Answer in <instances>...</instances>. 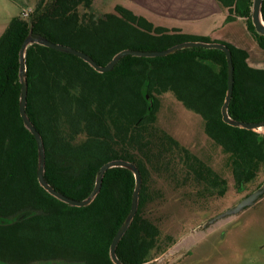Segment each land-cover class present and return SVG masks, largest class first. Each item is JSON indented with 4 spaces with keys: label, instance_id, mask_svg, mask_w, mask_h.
Wrapping results in <instances>:
<instances>
[{
    "label": "trees",
    "instance_id": "obj_1",
    "mask_svg": "<svg viewBox=\"0 0 264 264\" xmlns=\"http://www.w3.org/2000/svg\"><path fill=\"white\" fill-rule=\"evenodd\" d=\"M217 1L227 9V21H246L264 51V36L252 23L254 0ZM94 3L40 0L29 18H13L0 36V264H113L110 247L131 211L135 189L134 175L114 168L92 204L78 208L40 186L37 142L19 108V55L28 35L81 51L103 67L126 49L164 51L185 42H217L157 27L123 6L98 17ZM223 44L234 65L229 116L264 122V69L249 65L247 51ZM25 60L26 112L43 139L45 179L56 191L87 199L100 168L114 160L131 162L141 172L139 209L116 249L123 264H158L154 261L176 243L163 225L168 193L185 203L230 191L245 198L261 188L264 134L222 120L228 90L224 52L193 48L162 58L128 56L103 74L76 56L37 44L27 49ZM165 97L198 116L202 149L184 146L160 128Z\"/></svg>",
    "mask_w": 264,
    "mask_h": 264
},
{
    "label": "rangeland",
    "instance_id": "obj_2",
    "mask_svg": "<svg viewBox=\"0 0 264 264\" xmlns=\"http://www.w3.org/2000/svg\"><path fill=\"white\" fill-rule=\"evenodd\" d=\"M39 1L0 0V19L6 25L12 17L18 16L21 10L22 13L30 8L34 10ZM171 5L177 6L176 9L180 11L190 13L197 4L193 0H95L92 12L101 17L114 13L116 6H123L155 24L156 17L158 23L170 21V9L167 8ZM178 10H175L174 18L180 15ZM159 17H162V20ZM174 18L171 17V20ZM237 19L241 18L226 22L231 23ZM242 22L245 24V20ZM193 23L191 28L199 26L194 20ZM212 29L213 26L210 27L209 24L203 26L204 32ZM260 54V57L252 56L251 61L256 63L260 61L264 67V52ZM196 119H199L198 116L188 112L171 97L162 99L159 113L160 128L178 139L182 145L198 150V147L202 149L201 143L205 139L197 129ZM262 133L264 134V131ZM209 156L217 159L219 155ZM219 172L224 173V169H219ZM263 185L264 178L260 186ZM167 197L169 206L161 211L165 220L163 225L166 234L172 236L176 243L157 259L158 264H264V197L254 207L206 229L202 227L212 218L238 204L243 196L230 191L224 197L185 203L175 194L168 193Z\"/></svg>",
    "mask_w": 264,
    "mask_h": 264
},
{
    "label": "water",
    "instance_id": "obj_3",
    "mask_svg": "<svg viewBox=\"0 0 264 264\" xmlns=\"http://www.w3.org/2000/svg\"><path fill=\"white\" fill-rule=\"evenodd\" d=\"M264 0H254L253 8H252V23L256 30V32L262 36H264V20L262 16V5ZM41 45L55 51L71 54L82 59L84 62L89 64L96 72L98 73H108L111 72L125 57H138V58H162L166 56L173 55L179 51L193 49V48H203L208 50H220L226 54L227 62H228V90L226 94V98L224 104L221 108L222 120L225 124L239 129H245L249 131H255L257 133L263 134L264 131V122L261 123H245L241 121H237L232 119L229 116V105L232 100L233 90H234V65H233V58L230 49L223 43H206V42H185L182 44H178L172 48H169L164 51H138V50H130L126 49L119 52L117 55L113 57V59L107 64V66H100L98 65L90 56L87 54L78 51L76 49L70 48L68 46H64L61 44H55L49 41L42 35L30 33L28 37L25 39L22 48L20 50V69H19V77L20 83L22 85L21 88V96L19 102L20 108V115L24 122L25 128L30 131V133L34 136L37 147H38V181L40 186L48 192L51 196L55 197L59 201L68 204L72 207H87L95 200L97 195L100 193L103 179L107 171L114 169V168H123L129 170L135 178V189L132 196V207L129 215L127 216L126 220L124 221L123 225L117 232L115 238L110 247V258L113 264H123L119 258L117 257L116 249L119 242L122 240L128 229L130 228L137 212L139 209V200H140V192L143 185V179L139 168L128 161L125 160H114L108 162L104 166L100 168L97 173L96 177V184L94 187L93 192L90 196L83 200V201H76L71 198L66 197L65 195L61 194L60 192L56 191L45 179V165H46V152L43 139L36 129L34 124L29 119L26 107H27V98H28V81H27V69H26V51L32 45ZM264 197V185L250 194L249 196L243 198L238 204L231 207L230 209L226 210L225 212L219 214L218 216L212 218L207 224H205L202 228L206 229L211 225L216 224L219 221L225 220L230 217L237 216L247 209L254 207L262 198ZM155 260L154 262H157Z\"/></svg>",
    "mask_w": 264,
    "mask_h": 264
},
{
    "label": "crops",
    "instance_id": "obj_4",
    "mask_svg": "<svg viewBox=\"0 0 264 264\" xmlns=\"http://www.w3.org/2000/svg\"><path fill=\"white\" fill-rule=\"evenodd\" d=\"M193 2L197 5L191 11L192 13L180 11L176 9L177 6L172 7L171 5L170 8H167L170 9V21L165 20L164 22L161 21L160 23H158V17H156V26L166 28L167 30H170L174 33L182 32L184 34L199 38L206 37L210 38L213 41L231 44L248 52V62L250 66L258 69H264V67H262V64L259 63L260 61L257 62L258 64L254 61H251L252 56L256 55L260 57V53H263L264 51L258 46V44L255 42V40L249 33L246 21L245 24L242 22L244 19H237L231 23H227L226 20L228 16V11L217 0H193ZM200 8L201 10L199 11ZM175 10L180 11V15L174 18L175 15L173 14H175ZM183 14L186 16H183ZM20 15H22V10L20 11V14L18 16ZM15 17H12L10 21ZM162 17L159 18H161L162 20ZM171 17H173L174 20H171ZM193 20L194 22L199 23L198 27L193 26L191 28V26L194 24ZM10 21H8L6 25H4L0 19V36L8 27ZM205 24H209L210 27L213 26V29L210 31L206 30L204 32L203 26Z\"/></svg>",
    "mask_w": 264,
    "mask_h": 264
},
{
    "label": "built area",
    "instance_id": "obj_5",
    "mask_svg": "<svg viewBox=\"0 0 264 264\" xmlns=\"http://www.w3.org/2000/svg\"><path fill=\"white\" fill-rule=\"evenodd\" d=\"M33 10L30 8V9H27V10H24V12L22 13V17L23 18H29V16L32 14Z\"/></svg>",
    "mask_w": 264,
    "mask_h": 264
}]
</instances>
